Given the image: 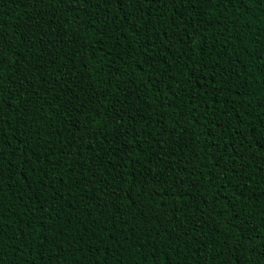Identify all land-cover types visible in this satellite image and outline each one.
Instances as JSON below:
<instances>
[{
  "label": "trees",
  "instance_id": "16d2710c",
  "mask_svg": "<svg viewBox=\"0 0 264 264\" xmlns=\"http://www.w3.org/2000/svg\"><path fill=\"white\" fill-rule=\"evenodd\" d=\"M0 264H264V0H0Z\"/></svg>",
  "mask_w": 264,
  "mask_h": 264
}]
</instances>
